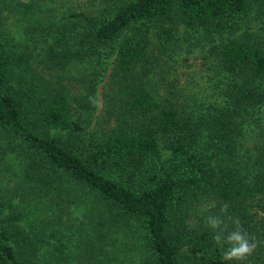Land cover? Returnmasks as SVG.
<instances>
[{
  "label": "trees",
  "instance_id": "trees-1",
  "mask_svg": "<svg viewBox=\"0 0 264 264\" xmlns=\"http://www.w3.org/2000/svg\"><path fill=\"white\" fill-rule=\"evenodd\" d=\"M72 260L264 264V0H0V264Z\"/></svg>",
  "mask_w": 264,
  "mask_h": 264
},
{
  "label": "clouds",
  "instance_id": "clouds-1",
  "mask_svg": "<svg viewBox=\"0 0 264 264\" xmlns=\"http://www.w3.org/2000/svg\"><path fill=\"white\" fill-rule=\"evenodd\" d=\"M227 205L221 208V212H226ZM235 225L234 230L227 231V225L220 216L210 215L205 218L208 227L215 231L213 240L217 245L221 242L227 244V249L223 252L224 261H243L250 256L257 247L254 238H250L248 233L242 229L239 218L232 221ZM223 225V227H222ZM227 231V234L224 233Z\"/></svg>",
  "mask_w": 264,
  "mask_h": 264
},
{
  "label": "rangeland",
  "instance_id": "rangeland-1",
  "mask_svg": "<svg viewBox=\"0 0 264 264\" xmlns=\"http://www.w3.org/2000/svg\"><path fill=\"white\" fill-rule=\"evenodd\" d=\"M79 191H80V190H79ZM80 193H81V191H80ZM81 195H82V194H81ZM76 259H78L77 255H76ZM77 261H78V260H77ZM71 263H73V264H74V263H75V262H74V260H72V261H69V264H71Z\"/></svg>",
  "mask_w": 264,
  "mask_h": 264
}]
</instances>
